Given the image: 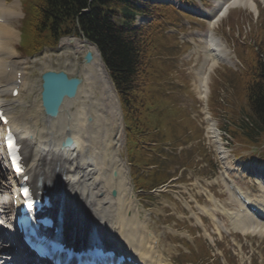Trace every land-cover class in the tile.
I'll return each instance as SVG.
<instances>
[{
    "label": "bare ground",
    "instance_id": "6f19581e",
    "mask_svg": "<svg viewBox=\"0 0 264 264\" xmlns=\"http://www.w3.org/2000/svg\"><path fill=\"white\" fill-rule=\"evenodd\" d=\"M260 1L264 3V0ZM236 6L257 12L255 0H216L212 8L202 7L199 15L208 20V32L226 15L229 8ZM19 14V0H0L1 17L16 18ZM12 27L10 19L0 23V101L9 113L12 110L10 124H21L19 127L22 130L24 126L27 131L37 133L35 138L38 141L32 146L23 147V152L30 161L28 168L31 175L40 174L44 180L56 179L57 182L63 183L67 189L64 197L67 212L76 222L98 226L106 231L107 237L116 236L119 243L146 259L148 264H158L161 251L157 249L156 242V245L153 244L157 233L153 229L149 230L146 222L142 223L137 205H133L135 196L131 193L128 169L120 155L122 119L119 103L96 49L92 44L77 37L61 39L60 47H70L73 55L78 51L90 50L92 60L90 63H83L80 72L84 76L75 97L65 99L58 115L49 117L44 115L38 100L39 88L36 90V96L33 95L30 100L24 99V95L31 94L34 86L29 83L24 72L29 60L25 62L20 57L14 59L11 53L19 37V33ZM204 35H198L197 38L201 43L203 38L206 46L195 43L194 47V51L199 55L203 56L204 52L197 78L202 97L206 96L209 73L218 63L227 61L225 51H228L216 34ZM8 60H12L13 70L22 72L21 91L29 85V94L22 92L19 96L21 99L17 98L18 102H21L19 107H14L13 101L8 98V88L13 83V74L5 72V63ZM70 61L74 63V60ZM207 117L209 119V114ZM208 132L212 141L216 142L214 122L209 123ZM67 135L71 137L72 143L61 147L60 143ZM220 148L219 144L217 149ZM112 171H116V178L111 176ZM255 178L262 181L260 175H255ZM112 189L116 191L115 196L111 195ZM260 192L263 193L264 190L261 189ZM230 194L240 204L231 191ZM259 197L260 203L256 201L258 198L251 199L264 209L263 197ZM217 210L227 211V218L232 226L241 230L239 232L264 235L262 214L258 217L243 206L232 208L233 211H230L220 205ZM211 216L219 232L225 228L215 221L216 216ZM197 221L203 223L200 218H197ZM9 235L7 233L4 236L1 232L0 244L10 242ZM6 250L14 256L15 249L12 246L9 245ZM7 258L9 257L5 259ZM15 260L18 261V258L14 259L12 264L16 263Z\"/></svg>",
    "mask_w": 264,
    "mask_h": 264
},
{
    "label": "rangeland",
    "instance_id": "374dc122",
    "mask_svg": "<svg viewBox=\"0 0 264 264\" xmlns=\"http://www.w3.org/2000/svg\"><path fill=\"white\" fill-rule=\"evenodd\" d=\"M7 1L9 2L11 0ZM35 1L36 0H27L25 2H21L20 4L24 12L27 11L29 3ZM176 1L180 2L183 0ZM204 2L206 3L204 4L209 8L213 7V4L215 6L214 0H204ZM256 2L259 9L257 18H255V13L250 12L248 9H239V7L230 10L229 14L224 16L223 20L219 22L218 28L216 29V35L225 42L226 48L230 53H235L234 47L236 42L238 44L237 46L242 44L243 46H246L245 43H243V36L246 35V38L250 39L254 38L256 35L255 26L259 27V21H264V7L260 2ZM180 3L184 5V2ZM186 7L193 11L200 10L199 4ZM169 9L171 12L176 13V15L172 21H168L165 23L164 27H160L165 29L164 33L170 37L159 35V42L157 40V46H159V48L161 47V50H164V52L156 50V57L154 58L156 65L154 68L155 73H153V79L151 80L149 88L150 91L154 93L153 102H155V106L150 107L148 113L152 115L153 121L158 123L160 131L158 132L156 128L154 129V127L150 125V127H148L149 133L147 136L157 142L160 140L158 143H160L161 148L164 147V150H168V148L169 150L174 149L178 153L179 148H182L186 150V153L185 155L181 154L179 157L169 158L164 161L161 168H158L156 172L166 173L164 178H167V174L168 178H170L177 172L179 164H182L181 161H185L188 158L191 159L190 167H195L193 165L194 163H196L195 165H198L197 159L199 158L195 156L196 153L201 155L206 154L208 157L207 160H209L210 157V159H215L217 163H220L221 157L219 155V151L222 149L228 156L226 159L227 162H225L227 165L230 164L229 161H239L242 164L255 163L264 166V134L259 135V144L254 143L251 146L244 147L241 144L234 143L231 140V136L223 131L224 127L221 126V123H226L225 120L227 119L225 108H227L229 115L231 116L237 115L239 117L243 114L240 98L236 96L234 90L230 89L228 91L229 87L223 78L224 68L231 66L230 68L235 69L237 67L234 65V62H231L230 65L223 62L220 63L214 68L213 73L210 76L208 100H212V105H214L215 102L216 104L214 105V108L217 107V115L215 117L217 120L212 116L211 119L216 122V125H218L217 127L220 129V137L218 138L222 147L221 149L215 148V145L218 146V144L212 141V138L209 137V132L207 133L205 130L207 126L205 110L199 101L200 92L198 89L197 78H199V67L204 59V52L201 51L203 56L200 54L197 58L195 54H193L192 49L194 48V44L191 41L192 37L197 39L198 35L206 34V23H208V21L204 22L202 19H199L190 13L185 14L186 11L183 10H180V12L182 13L183 11L184 15L183 13L179 14L171 7ZM11 18L13 19L14 17ZM22 24L21 17L12 23V25L18 29V32L20 30V25ZM261 28L264 32V25H262ZM198 43L201 44L200 42ZM202 44L206 46L203 38ZM249 45L251 44L249 43ZM243 46L241 47L243 48ZM18 49L20 50L19 45ZM22 52L20 51L22 59H24L25 62L29 60L26 63L24 72L27 74L29 83H32L34 86V88L32 87L33 90H29L31 94H29V92L27 93V95L29 94L27 97L30 99L33 95L36 96V90L39 88L40 83V74L45 70H64L70 75L78 74L84 76L83 73L81 74L80 72L82 68L80 62L82 61V56L85 51L77 52L76 61H78V63L74 65H72L73 63L70 61L71 59L67 58V56L72 57L71 51L64 47H60L59 44L54 48L45 47L33 55H28ZM228 94L230 95L228 96ZM158 112H160L159 116H157ZM206 133L210 139L206 136ZM121 139L122 147H120V155L124 159L126 166L129 168V177L131 183L133 182L132 184H134V191L139 192V202L141 205L148 206V209L153 212L150 224L153 226L152 228H156V231L158 230L161 234V246L163 250H171L172 259L176 263L179 262L180 264H188V260L191 258L192 254H189L186 247L181 248L177 246L181 243V240L178 237H174V235H178L176 232L167 230V224H173L172 217L174 214L171 213L173 212L172 209L164 207V201L166 198H171L172 196L161 195L159 197L145 198L142 194H140L142 192L139 190L152 184V181L144 179L146 176L144 178L137 177L140 165H133V163H131L130 148H132L133 145L126 136L123 121ZM252 146H256L257 150L252 151ZM206 171H208V168H206L204 172ZM139 173H142V171ZM192 173L194 172L189 170L184 176L182 174V178L184 177V180L192 183ZM8 182L7 173L3 170L0 164V230L4 229L6 225H11V222L9 221L11 220L9 211L10 206L9 202L6 200L9 197V193L6 194L9 185ZM252 187L254 193L257 194L258 185H252ZM215 191L218 193L222 192L221 186L215 187ZM176 205L179 208L177 203ZM168 211H170V213ZM207 222L210 221L206 220V223ZM185 225L186 224L181 223V227H186ZM230 225L233 230L241 231L239 228H235L234 225L232 226L231 223ZM189 230L194 234L196 233V230L194 229ZM237 235L239 234H226L222 239H220L222 240L220 242V247L223 248V253H225V257H227L226 261L229 262V264H264V259L262 262L255 260V257L251 254V252H246L245 257L242 259H239L237 256L232 254V237L239 240V236ZM169 238L171 239L169 240ZM157 239L158 238L156 236L155 242L157 244V249L159 250L160 248ZM249 239L252 241L254 248L260 251V247H262V256L264 258V238L252 236L249 237ZM195 241L198 245L197 256L199 258L198 263L196 264H215L216 256L209 251L203 240L201 238H196ZM249 259L250 263L247 262ZM221 261L223 264H228L225 260L223 261L222 258Z\"/></svg>",
    "mask_w": 264,
    "mask_h": 264
},
{
    "label": "trees",
    "instance_id": "16d2710c",
    "mask_svg": "<svg viewBox=\"0 0 264 264\" xmlns=\"http://www.w3.org/2000/svg\"><path fill=\"white\" fill-rule=\"evenodd\" d=\"M40 1L41 6L33 9L27 25L34 46L56 44L61 35L74 31L77 22L84 35L100 51L119 94L128 133L141 135L146 129L142 126L146 109L142 96L150 93L155 73L151 58L154 49L147 45L151 37H143L138 28H129V21L124 26H117L109 17L115 14H110L109 8L118 9L127 19L139 9L129 0ZM84 8H88L87 12L80 13ZM261 38L258 51L250 48L244 58L245 70L227 73L228 80L247 105L245 116L235 123L240 129H232L233 135L245 145L259 140V135L264 134V60H261L264 58V36Z\"/></svg>",
    "mask_w": 264,
    "mask_h": 264
},
{
    "label": "water",
    "instance_id": "95a60500",
    "mask_svg": "<svg viewBox=\"0 0 264 264\" xmlns=\"http://www.w3.org/2000/svg\"><path fill=\"white\" fill-rule=\"evenodd\" d=\"M86 61L90 60V53L87 52L85 57ZM41 101L42 106L50 116L57 113L58 106L63 97H73L80 79L73 77L68 78L62 72L47 71L41 75ZM71 142L70 139H67Z\"/></svg>",
    "mask_w": 264,
    "mask_h": 264
}]
</instances>
